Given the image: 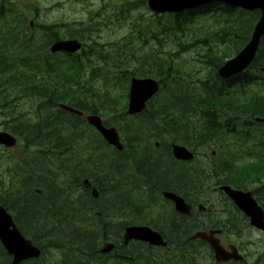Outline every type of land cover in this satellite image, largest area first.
Segmentation results:
<instances>
[{
    "label": "trees",
    "instance_id": "obj_1",
    "mask_svg": "<svg viewBox=\"0 0 264 264\" xmlns=\"http://www.w3.org/2000/svg\"><path fill=\"white\" fill-rule=\"evenodd\" d=\"M5 1L1 0L0 2V111L8 113L5 119L7 121L6 127L19 137L18 146L20 149H33L34 154L40 160L45 159L47 164L55 165L54 170L43 174L45 166L36 167V163L28 161H25L24 164V156H21L20 159L15 158L13 164L11 163L6 168L5 173L8 176L6 188L0 180V188H2L0 190V202L13 212L15 221L24 226L21 228L22 232H24V228H33L32 239L34 240H37L39 233L44 232V235L49 236V232L55 230L57 233L53 237L57 240L68 239L66 236H70L71 222L52 225V223H56L58 215L64 214L62 212L63 206L56 205L53 198L62 201L63 198L60 197L62 191L69 188L68 184L62 182L67 181V177H62L61 174L72 173L75 166L73 167L69 162L61 161L60 157L65 155L75 143L82 142L83 145L77 148H84L83 156L86 158L76 164L77 169H81L82 172L86 171L93 178H95V174H99L101 166L106 167L105 172L111 171L112 167L114 170L122 172L130 168L136 173H150L149 179L153 184L158 182L167 187L172 184L171 181H175L178 173L185 172L183 168L172 165L168 156H165V160L160 158L150 160V157L136 153L135 143L142 142L140 137H136L135 126L138 123L132 120L128 127L122 125L126 122L125 118L128 117L125 112L126 105L121 102V95L117 99H113L115 102L110 107L103 105L112 99L111 91L116 88H119L120 91L124 90L127 96L126 91L130 76L139 75L130 71L125 64L126 60L128 62L131 58L132 60L137 59L136 51L132 52L128 49L130 43L113 45L110 42L107 48L96 41L91 44L90 41L93 40V37L90 34L93 31L84 29L78 33L89 44L84 42L80 53L63 54L62 56L50 54L47 47L48 42L59 38L57 30L60 24L33 22L30 26L25 9L23 11L15 3H6ZM136 2L144 3L143 0ZM132 4L129 1L127 5L131 6ZM220 7L222 11L212 15L213 22L216 24L215 27L203 26L191 30L187 26L176 25L177 27H173L171 32L176 34L179 29L178 26H180L181 31L186 34H183L185 36L184 41L177 38L179 49L196 48L201 51L203 54L201 56L202 61L207 58V62H211L213 71L225 61V58H228L226 50L221 51L220 55L212 52L214 43L221 42L226 47L231 45L230 50L235 54L245 44L248 36L247 31L250 28V24L245 21L246 26H243L241 13V16L236 15L235 22L228 21L231 15L230 10L223 6ZM35 13L37 14L36 11ZM253 15L255 14H251L249 19L253 18ZM199 18L197 26L205 23L203 15ZM172 21L177 23L176 17ZM142 24L140 22V25ZM138 27V25H134L133 30L135 32L132 39H136ZM163 29L162 35L167 36L165 32L168 30ZM140 31L142 28L137 30V33H141ZM202 35H206L209 41H213V45ZM102 47L107 49L106 52L103 51ZM161 47H166L165 42H162ZM206 52L207 54H205ZM203 56L206 57L203 58ZM151 65L153 69H147L141 74L142 76L154 75L153 77L156 79L165 81L169 80L171 76L182 74L180 73V64L169 57L163 60L156 59ZM261 66H264V39L252 66L229 80L233 83L238 81L240 87L244 86L239 94L236 92L231 95L229 85H218L216 90L206 88V95L195 97L192 103L188 92L185 91L177 105L175 94L168 88H162L157 97L149 102L147 110L138 116L142 118L140 121L142 130L150 132L147 141L153 133L157 138L168 134L169 138L190 147H194L197 142L218 141L223 143L226 140V135L235 131L234 127L238 124L240 114L245 115L247 120H250L252 116L264 117V75L258 71ZM99 81L102 82L99 83ZM252 84L256 87L253 90L250 87ZM100 93L102 95H99ZM23 97L32 101L34 119L17 109L19 105L16 106V102ZM96 97L98 100L102 97L105 99L101 100V104H96ZM61 102L87 113L99 114L105 120L115 122L123 131L125 150L121 153L113 149L116 154H120L118 156H115L114 153L108 155L107 150H105L107 149L105 142L98 134H88L85 137L89 126L84 124L85 127L82 128L81 124L74 121V119L83 121L82 118L63 112L56 107V104ZM204 109H206L204 118L207 122L201 117ZM181 110H185L187 115L197 118L196 123L191 126L188 123V118L184 115V111ZM165 114L168 115L164 116ZM75 140L78 141L75 142ZM224 148L227 149V146ZM97 151H99L98 155ZM55 153L57 156L54 155ZM250 153L253 156L256 154L254 161L241 163L235 160L237 159L235 152L229 154L221 151L220 148L219 154L213 159L210 166H205V170L202 171L216 173L215 179L220 183H230L237 187L243 186L251 189L252 193L255 194L257 191L255 182L258 180L262 182L264 179L263 141L261 143L259 140L258 144H252ZM120 159L124 161L116 163ZM82 165H87L88 170L82 169ZM89 167H93V169H89ZM39 173L43 174L44 181H38L39 178L30 180ZM250 179L253 183L251 186L247 185V182L241 184V182ZM44 182L51 187L53 193L50 191H44L41 194L32 193L33 187L44 188V184H42ZM121 188L126 190L127 184ZM119 190L117 188L109 194L108 198H111V201L107 207L111 204L117 205ZM24 194L29 196L24 199ZM65 205H70V203L65 202ZM124 206L129 207L130 205L126 202ZM170 228L172 229L173 226ZM82 237L75 234V238L82 239ZM51 245L58 244L54 241L51 242ZM85 247L91 250V257H94L95 252L93 250L95 248L92 243ZM6 261L7 256L0 245V264H6Z\"/></svg>",
    "mask_w": 264,
    "mask_h": 264
},
{
    "label": "rangeland",
    "instance_id": "obj_2",
    "mask_svg": "<svg viewBox=\"0 0 264 264\" xmlns=\"http://www.w3.org/2000/svg\"><path fill=\"white\" fill-rule=\"evenodd\" d=\"M129 1H133L132 3L135 2V4L137 3L136 0H6L5 2H11V3H15L18 7H21L23 9H25V11L27 12L28 15V21H32V22H39V23H44V24H51L52 22L54 23H59L61 24V34L63 38H71L70 35H72L75 31L77 30H81V29H89V30H93V32L99 31L101 33L100 38H98V42L106 44L108 41H111L114 44L118 43H122L127 45L128 43H130V45L128 46V49H130L132 46H140V45H144L143 40L138 39V37L136 39H132V36H134V25H136V20L139 19V17L141 18V15L143 16V22H149L150 25V29L148 31H146V35H149L150 33L154 32L155 30L158 32L159 30V25L156 22V17H154V15L147 9V7L145 5L141 6V5H137L140 3H137L135 5V9L126 12V8H127V4ZM140 6V7H139ZM35 11L37 12V14L35 13ZM247 18V17H246ZM254 18L248 19L247 18V23L249 24V22L251 20H253ZM161 22L163 24H168L172 22V18L171 17H164L161 18ZM139 24V22H138ZM153 24V26H151ZM173 27H174V23H172ZM173 30H171L170 32H172ZM67 32V33H66ZM93 38L95 36V33H91L90 34ZM177 37H180L183 41L185 40V36H183V33H178L176 34H168L166 38V41L168 42V48L167 50L169 51H177L178 50V46H177ZM152 40H147L146 45L144 46V50H148V46L150 44H152ZM211 45H213V43H211ZM214 48H212V52H215L216 54H219L221 51L226 50V52L228 53L227 57L232 56L233 52L230 50V47H226L224 46L223 43H219L216 42L213 45ZM228 48V50H227ZM184 50V49H182ZM181 51V50H180ZM197 50L193 51V50H187V51H181V53L179 55L176 56V58L178 57L179 61H181V63L187 64L184 67L187 68H183V72L185 71H191L193 75L197 76V77H205L207 75L208 72V66H205L201 63H199V56L197 54ZM134 64L135 62H131L126 60V66L129 69H133L134 68ZM102 67V66H101ZM211 70V69H210ZM102 81H99V83H101ZM109 85V83H108ZM251 90H253L254 86L253 84L250 85ZM99 95H102L101 93ZM121 95V102L123 104H125L126 102V95L125 92L123 90L120 91L119 88H116L115 90L111 91V97L112 99H110L107 103L103 104L106 107H110L112 104H114V100L113 99H117L119 96ZM97 98V97H96ZM105 99L104 97H102V99L97 98L96 104H101L102 101ZM19 105V106H18ZM32 105V101L30 99H26V98H21L19 100H17L16 102V106L18 110L22 111L23 113L28 114L31 119H34L33 114H34V109H32L31 107ZM104 108V107H103ZM120 109V108H119ZM109 111V110H108ZM111 112V111H110ZM1 111H0V130L3 129V123L5 121V119L3 118V116L1 115ZM66 117V116H63ZM126 122H124L122 125H125V127H128L129 122L132 121V119L130 118H125ZM76 123L81 124L82 128L85 127L84 124L81 121L78 120H74ZM87 134H93L96 135V133H94V131L91 128L87 129ZM150 133V132H149ZM153 134V133H152ZM154 136H152L153 138H150L149 141H147V145L151 146L153 151L160 149L158 152V158L164 160L166 154L168 153V151H170V145L172 143H180L179 141H176L174 139L169 138L167 135H163L162 138L156 139L157 137L155 136V134H153ZM124 136V134H123ZM39 140V139H36ZM155 140H159V141H155ZM78 140H75V142H77ZM157 142V143H156ZM34 143H36V141H34ZM82 142L78 143V144H74L65 155H63L67 161H69L70 159H73L75 157H77L79 154H84V148H77L82 146ZM108 150L109 154L114 153V155H117L113 149L111 147H108L107 145H105ZM220 146V145H219ZM219 146H217L215 143H211V145L205 143L203 144V146H198L197 148V159L194 162V164L192 163V166H197V170L198 172L201 171L202 167L205 168V166L209 165L212 161V157L215 154H212V150H216V152H219ZM235 145H227V149L229 148H234ZM237 149H235L236 152ZM221 151L223 152H228L226 150V148H222L221 147ZM164 152L166 154H164ZM97 155L99 154V151L96 152ZM24 155V158H27L28 162L30 163H36V167L37 166H45L43 169L45 170L43 172V174L48 171H52L55 168V165H49L45 162L44 160H40L39 158L37 159H33V155H34V151L32 150H28V149H20L19 147L12 149V150H5V148L0 146V180L3 182V185L8 186V176L6 175L5 171L8 165H10L11 163L13 164V160L15 158L20 159L21 156ZM47 158V157H46ZM156 158V159H158ZM79 160V159H78ZM81 160V159H80ZM249 160V158H246L245 161ZM66 161V163H68ZM123 159H120L119 161H117L116 163H120L123 162ZM44 162V163H43ZM73 162V161H70ZM169 163V161H168ZM42 164V165H41ZM47 167H46V165ZM83 169L88 170L87 165L84 166L82 165ZM93 167H89V169ZM104 169V170H103ZM108 169V168H107ZM106 167L105 166H101L100 170H99V177H101L104 173H105ZM42 173H39L35 178H31L30 180L32 181V179L37 180L40 177H43ZM131 174H128L127 176H130ZM99 177H96L94 181L97 183H100V179ZM43 179V178H42ZM27 182V180H26ZM41 183V182H39ZM44 184V187H47V190L52 192L53 191L50 189L51 187L46 184L45 182L42 183ZM124 184H127V187L134 185L133 183L130 184V182H125L122 183L121 180L119 181H111V186L116 187V188H120ZM49 188V189H48ZM106 188V187H105ZM2 188H0L1 190ZM126 190H123L122 188L119 190V196H121L122 194L125 193ZM49 192V193H50ZM113 193V192H111ZM118 193V191H117ZM116 193V194H117ZM51 194V193H50ZM109 193H105L104 197L102 196V198L100 199L99 203L101 204V207H103V209L107 206V204L111 201V198H108ZM115 194V193H114ZM29 195H24V199L25 197H27ZM51 196H53L51 194ZM28 200V199H26ZM53 202L54 199H53ZM110 207V205L108 206V208ZM12 215L13 212L11 210H9ZM60 220V219H59ZM111 221H116V224L113 227H109L107 228V236L109 241H115L116 243H118L119 245L121 244V240H119L118 236H120L122 234V227L123 224H136L138 222V217L136 218L135 214H132L130 216H124L122 218H117V217H112L110 219ZM70 223V221H67L66 219L62 218L59 221V225L65 224V223ZM24 223V222H23ZM71 226V230H70V236H66L68 239L63 238V240H57L55 237H53L56 233L57 230L55 231H51L49 232V236H45V238H38V242L41 243V245H44V250H43V255L40 258L41 260H34V261H28L25 264H55L56 262H59L60 264H99L102 261H105L106 264H114L113 255H119V256H133L135 258L138 259L139 263L138 264H142L141 260L144 259L146 262L143 264H162L161 261H163L167 254L170 255L173 253L172 250H174L173 248L170 250H162V249H152L149 248L147 245L145 244H141V243H132L130 244L128 247H125L123 250L122 249H117L115 250L110 256H99L95 255L94 257H90V256H86L90 253V251L85 247V243H92L93 247L95 248L96 251H98V249L101 247L102 243L105 242V240H103L101 237L98 238V236L96 234L100 233V231L95 227V225L90 226L88 225L87 227L83 228L81 227V223L79 224H72L70 223ZM68 225V224H67ZM17 226H19V228H23L24 226H22V224H19L17 222ZM66 226V225H65ZM80 228V229H79ZM74 229V230H73ZM83 231H82V230ZM85 229V231H84ZM163 232H167L166 229L161 228ZM77 230V231H76ZM31 231V232H30ZM29 232H27L28 234H31L32 232L34 233L33 228L30 229ZM41 231V230H40ZM54 233V234H52ZM78 234L80 236H83V238H87V241H85L84 239H79L75 238V234ZM89 233V235H88ZM96 233V234H95ZM52 234V235H51ZM95 234V235H94ZM40 235V233H39ZM38 235V236H39ZM79 237V236H78ZM50 241L54 242L56 241L58 246L61 247V249L58 247H50L48 244H50ZM51 245V244H50ZM91 247V248H93ZM162 255V256H161ZM161 256V257H160ZM170 262H175V264H181V258L176 257V255L173 254V256L171 258H169ZM160 261V262H159ZM121 262V261H120ZM121 264H133L132 262H130V259H125L124 262H121Z\"/></svg>",
    "mask_w": 264,
    "mask_h": 264
},
{
    "label": "flooded vegetation",
    "instance_id": "obj_3",
    "mask_svg": "<svg viewBox=\"0 0 264 264\" xmlns=\"http://www.w3.org/2000/svg\"><path fill=\"white\" fill-rule=\"evenodd\" d=\"M184 170L185 172L178 173L175 181H171L172 184L167 187L158 182L153 184L149 179L150 173L137 175L135 196L132 198L134 199V213L136 218L138 217L136 224L155 229L173 246L180 245L181 250L178 255H181V264H264V229L256 228L250 224L248 217L220 189L222 184L220 185L215 179V174L190 172L188 165ZM77 179V174H74L70 182L73 187L70 191L71 197L68 200L64 198L61 201L54 198V201L56 205L63 206V209H69L72 224L81 223V227L85 228L88 225H95L93 213H96L95 219H97L101 212L93 211L90 189L84 187L83 178L80 183L76 182ZM103 182L106 188H104L102 196L108 191L117 190V188H109L107 179H104ZM244 183L249 186L253 184L251 179L241 182V184ZM90 185L93 184L90 182ZM254 185L257 187V191L252 195L264 209V197H261L264 196V182L258 180ZM233 187L239 190H248L243 186ZM164 191H171L182 197L185 203L190 206L189 213L180 214L175 211L172 201L162 195ZM250 191L252 192V190ZM111 192L108 193L111 194ZM127 197L131 198L130 195ZM118 199L117 204L129 202L125 194L119 196ZM65 202H69L70 205H65ZM101 208L103 214H108L110 209L114 212L118 207L111 204L109 208L107 206L104 209ZM122 211L123 207L120 206V212ZM112 217L120 219L122 216L118 210ZM115 224L116 221H111L110 217L105 216L104 227H113ZM170 226L173 228L171 229ZM161 228L166 229L167 232H163ZM198 232L205 233L207 238L230 253L232 258L228 261H217L210 244L204 239L193 237ZM118 237L120 240L121 237ZM113 243L116 242L113 241ZM116 244L118 249H122L118 243ZM151 248L155 249L156 247ZM172 251V254L166 256L167 264H170L169 258L173 254L177 255V249ZM115 256H117V264H119V260L123 262V257L113 255L112 258Z\"/></svg>",
    "mask_w": 264,
    "mask_h": 264
},
{
    "label": "water",
    "instance_id": "obj_4",
    "mask_svg": "<svg viewBox=\"0 0 264 264\" xmlns=\"http://www.w3.org/2000/svg\"><path fill=\"white\" fill-rule=\"evenodd\" d=\"M211 1H222L224 3L240 6L248 10L260 9L261 15L254 28L250 42L246 47L233 59L228 61L220 70L223 76H229L238 73L245 69L252 61L255 51L258 47L260 37L264 34V0H147V5L154 12H178L184 9L198 6ZM81 44L77 40H59L51 45V51H66L75 52L80 48ZM264 71V68L261 69ZM156 83L150 80H136L134 79L130 88L129 98V113H134L144 108L145 99L148 98L155 90ZM60 108L81 114V112L74 110L66 105L60 104ZM88 122L97 127L104 138L117 148L121 149L122 145L118 142V137L114 129H106L101 125L100 118L96 115H89L86 117ZM257 121L262 119L256 118ZM15 138L10 134L0 131V143L6 146H14ZM173 155L177 159L187 160L192 157V153L184 147L173 145ZM222 189L235 202V204L249 216L252 225L264 229V213L257 202L252 198L249 192L231 189L228 186H223ZM93 195L96 191L93 190ZM165 197L171 199L176 206V210L180 212L188 209V206L180 197L173 193H165ZM201 236V235H199ZM131 239L145 240L157 246H165L166 242L162 236L146 227H128L124 233V243ZM0 242L8 252L12 255V264H18L27 257H36L39 255V250L34 246L30 240L22 236L16 225L14 224L11 215L0 205ZM214 247L215 256L217 260H226L225 251L212 243ZM113 245L110 243L104 244L100 252H108Z\"/></svg>",
    "mask_w": 264,
    "mask_h": 264
},
{
    "label": "bare ground",
    "instance_id": "obj_5",
    "mask_svg": "<svg viewBox=\"0 0 264 264\" xmlns=\"http://www.w3.org/2000/svg\"><path fill=\"white\" fill-rule=\"evenodd\" d=\"M95 149V148H94ZM65 153V152H64ZM134 154V153H133ZM167 156V155H166ZM196 156H192L189 160L190 161H192V160H194V158H195ZM113 158V157H112ZM165 160V159H164ZM169 160V159H168ZM161 163V162H160ZM147 164V163H146ZM42 165V164H41ZM40 166V165H39ZM41 167V166H40ZM153 167V166H152ZM147 169V168H146ZM104 170V169H103ZM160 174V173H159ZM44 179V177H40L39 179H38V181H44L43 179ZM157 178V177H156ZM46 179V178H45ZM48 179V178H47ZM95 180H96V178H95ZM106 180V179H105ZM161 180V179H160ZM49 181V180H48ZM163 181V180H162ZM49 183H51L50 181H49ZM53 183V182H52ZM98 183V182H97ZM131 184V183H130ZM64 185V184H63ZM106 185H107V183H106ZM46 187V186H45ZM113 189V188H112ZM105 190V189H104ZM107 190V189H106ZM109 190V189H108ZM66 191V190H65ZM108 192H111V191H108ZM107 192V193H108ZM12 195H13V193H11ZM112 196V195H111ZM60 197L61 198H64V194L63 193H61V195H60ZM104 197V196H103ZM31 198V197H30ZM30 200V199H29ZM61 200V199H60ZM63 201V200H62ZM86 202V201H85ZM67 203V202H66ZM109 204V203H108ZM68 207V206H67ZM76 208V207H75ZM69 210V209H68ZM26 213V212H25ZM39 214V213H38ZM54 215H56V214H54ZM61 215V214H60ZM59 216V215H58ZM60 221V220H59ZM74 230V229H73ZM77 231V230H76ZM83 231V230H82ZM181 232V231H180ZM82 239H84L83 237H82ZM85 241H87V238H85L84 239ZM59 249V248H58Z\"/></svg>",
    "mask_w": 264,
    "mask_h": 264
}]
</instances>
